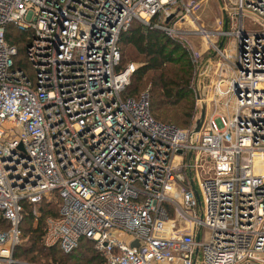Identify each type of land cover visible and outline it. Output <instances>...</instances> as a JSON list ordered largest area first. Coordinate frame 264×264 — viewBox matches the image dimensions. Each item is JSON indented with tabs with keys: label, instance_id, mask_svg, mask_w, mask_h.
<instances>
[{
	"label": "built area",
	"instance_id": "obj_1",
	"mask_svg": "<svg viewBox=\"0 0 264 264\" xmlns=\"http://www.w3.org/2000/svg\"><path fill=\"white\" fill-rule=\"evenodd\" d=\"M198 5L0 0V264H33L12 252L23 204L42 200L58 213L42 243L63 253L86 238L105 264H264V0H233L215 32L228 50L194 29L218 51L223 101L194 134L124 94L134 63L117 69L133 19L174 35ZM5 24L29 32L22 66Z\"/></svg>",
	"mask_w": 264,
	"mask_h": 264
},
{
	"label": "trees",
	"instance_id": "obj_2",
	"mask_svg": "<svg viewBox=\"0 0 264 264\" xmlns=\"http://www.w3.org/2000/svg\"><path fill=\"white\" fill-rule=\"evenodd\" d=\"M133 19L127 29L120 33L117 47L120 55V60L117 69L123 68L128 62V55L135 54L134 59H142L137 67L135 66L132 78L136 82L141 83L146 73L152 71L156 77L154 79H147L145 84H149L150 93L148 94V111L152 118L156 121L172 124L179 129L188 130L194 116V102L192 94V79L195 70V61L190 51L183 46V44L165 34L162 31L152 27L150 25L143 26L140 23H133ZM133 23V24H132ZM28 31L20 30L11 24H5L4 36L5 40L9 44L15 45L17 48V55L15 57V66H22L23 50L26 44V36ZM127 51V55H125ZM19 66V67H20ZM130 84V81H129ZM132 89L128 90V86L124 90V94L132 98L139 96L137 89L141 84L132 83ZM166 107L178 108L176 111H166ZM163 108L166 111L165 114L160 116L154 115L153 112L157 109ZM159 115V114H158ZM168 120V121H166ZM42 203H45L43 200ZM41 203V204H42ZM24 211L22 214L21 222L33 218L34 211L29 209L33 204L24 203ZM27 210V213H26ZM39 216H36L38 221L36 227L32 230L30 237V243L28 245V251L38 253L40 246L37 244V240L41 241L43 234V219L47 215L57 216V204H42L39 209ZM26 213V214H25ZM3 225V229L6 227L4 221L0 220V226ZM89 241V242H88ZM84 247V251H89L90 255L86 258L79 253V247ZM61 254L69 257L71 264L86 263V264H104L103 257L93 248L92 242L86 238H81L78 245L69 253L61 252L57 246H53ZM52 248V247H50ZM75 251L78 253L75 254ZM33 259V257H30Z\"/></svg>",
	"mask_w": 264,
	"mask_h": 264
},
{
	"label": "rangeland",
	"instance_id": "obj_3",
	"mask_svg": "<svg viewBox=\"0 0 264 264\" xmlns=\"http://www.w3.org/2000/svg\"><path fill=\"white\" fill-rule=\"evenodd\" d=\"M189 0H179V2L185 3ZM198 2V8L190 15L183 14L179 18L172 19L169 22V26L175 27V29H178L179 32L171 35V33H166L163 30L158 29L159 31L164 32L165 34L169 35L170 37L177 39L180 41L183 46H185L191 53L194 61H195V70L193 74L192 79V94H193V102H194V116L193 119L188 125L187 128H191L193 126L194 120L198 117L200 113V102L196 99L195 95V89L198 92L200 101L204 104V112L205 116L208 111H213V108H217V110H220L221 108V100L216 101V105L212 107L211 102V92L213 88V81H214V69L215 66L220 58L218 51L215 50V47L217 48L218 42L220 41V37L215 35V32L222 28V21L225 16L228 15L229 10L232 6L233 0H195ZM155 18H152L148 25H152L154 23ZM220 21V22H219ZM133 23H140L143 26H146V24H143L142 22L138 20H134ZM132 23V24H133ZM202 28L207 31H211L213 35L208 36V40L212 42V44L215 47H212L208 40L203 37L200 34L195 33V28ZM157 29V28H156ZM229 40L226 39V42L222 44L219 49L223 51V48L225 50H228ZM218 49V48H217ZM127 55V51L124 53ZM135 54L132 50V53L128 55V62L134 63V65L137 67L139 65V62L142 59H134ZM156 77L155 73L152 71L145 74V76L140 79L141 83L136 82L135 78L130 80V84L128 86V90L132 89V83L141 84V86L137 89V92L139 93H146L147 98L149 91V84H145L144 81L147 79H154ZM194 79L195 85H194ZM195 86V87H194ZM195 88V89H194ZM218 104V105H217ZM166 111H176L178 108L174 107H166ZM163 108L157 109L153 112L154 115L160 116L162 114L166 113ZM159 114V115H158ZM167 114V113H166ZM168 121V120H166ZM45 203L53 204V202L43 200ZM40 201L37 204H33L29 207L31 211H34L33 218H29L25 222H22L19 224V230H20V237L19 241L14 246L12 255L15 259L21 262H31L33 264H71L69 262V257H65L66 255L61 254L56 248L47 247L43 245L42 238L41 241L38 239L37 244L40 246V251L38 253L36 252H30L27 248L30 243V237H32V230L36 227V222L38 219H36V216H39L38 209L39 207L45 203H42ZM27 213V210H26ZM25 213V214H26ZM21 222V221H20ZM0 229H3V225L0 226ZM89 242V241H88ZM88 247V245H83L79 247V253L81 255H84L86 258L90 255L89 251H84L83 248ZM78 251H75V254H77ZM30 257H33V259H30ZM87 259V258H86ZM76 264H82V263H76ZM86 264V263H83Z\"/></svg>",
	"mask_w": 264,
	"mask_h": 264
},
{
	"label": "water",
	"instance_id": "obj_4",
	"mask_svg": "<svg viewBox=\"0 0 264 264\" xmlns=\"http://www.w3.org/2000/svg\"><path fill=\"white\" fill-rule=\"evenodd\" d=\"M168 19L169 18H167L166 20H168ZM220 44H221V42L218 43V46H220ZM195 80L196 79H194V85H195ZM195 95H196V99L200 102V113H199L198 117L194 120L193 126L191 127V131H190L191 134H194V133L197 132V130H198L200 124H201V121L203 119V116H204V104L200 101L199 95H198V92H197L196 89H195Z\"/></svg>",
	"mask_w": 264,
	"mask_h": 264
},
{
	"label": "crops",
	"instance_id": "obj_5",
	"mask_svg": "<svg viewBox=\"0 0 264 264\" xmlns=\"http://www.w3.org/2000/svg\"><path fill=\"white\" fill-rule=\"evenodd\" d=\"M103 263H104V261H103ZM105 264V263H104Z\"/></svg>",
	"mask_w": 264,
	"mask_h": 264
}]
</instances>
